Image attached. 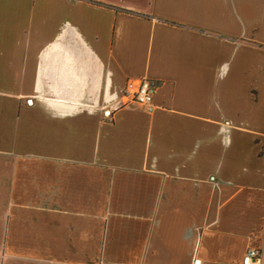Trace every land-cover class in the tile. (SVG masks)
I'll return each mask as SVG.
<instances>
[{
	"label": "crops",
	"instance_id": "obj_1",
	"mask_svg": "<svg viewBox=\"0 0 264 264\" xmlns=\"http://www.w3.org/2000/svg\"><path fill=\"white\" fill-rule=\"evenodd\" d=\"M157 81L154 106L128 79ZM264 264V0H0V264Z\"/></svg>",
	"mask_w": 264,
	"mask_h": 264
},
{
	"label": "built area",
	"instance_id": "obj_2",
	"mask_svg": "<svg viewBox=\"0 0 264 264\" xmlns=\"http://www.w3.org/2000/svg\"><path fill=\"white\" fill-rule=\"evenodd\" d=\"M157 81L142 77L128 79L122 89L123 96L128 102L136 103L146 110H150L153 104V92L157 87ZM261 251L258 247H249L241 260L236 264H260Z\"/></svg>",
	"mask_w": 264,
	"mask_h": 264
}]
</instances>
